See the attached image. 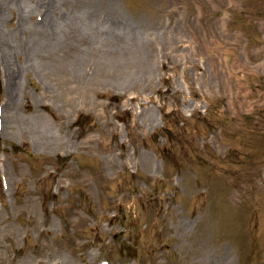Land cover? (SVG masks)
I'll return each instance as SVG.
<instances>
[{
	"label": "rangeland",
	"instance_id": "obj_1",
	"mask_svg": "<svg viewBox=\"0 0 264 264\" xmlns=\"http://www.w3.org/2000/svg\"><path fill=\"white\" fill-rule=\"evenodd\" d=\"M37 3L57 38L28 48ZM0 79V264H264V163L253 222L194 156L264 124V0H0Z\"/></svg>",
	"mask_w": 264,
	"mask_h": 264
},
{
	"label": "bare ground",
	"instance_id": "obj_2",
	"mask_svg": "<svg viewBox=\"0 0 264 264\" xmlns=\"http://www.w3.org/2000/svg\"><path fill=\"white\" fill-rule=\"evenodd\" d=\"M39 10H43V18H42V20H40V21H31V24H32L31 27L36 32H38V36L34 40H31V41H29L26 44V46L28 48H33L35 45H39L42 42H44V40H46L47 42H50V41H52V40L57 38V33H55V32H57V23H59L60 21L58 22V20H51L48 17L49 10H50V4L40 5L39 6ZM90 21H92V20L91 19H86V16H85L81 20H75L74 18H72V19L69 20V24L72 25V24L79 23L81 25L87 26V25H90ZM22 22H23L22 23V25H23L24 21L22 20ZM26 26L30 29L29 24H27ZM94 30L97 31V28L95 27ZM102 31H103V33H105V30H102ZM39 33L43 34L46 37L40 36ZM4 41H6V40H4ZM7 52L9 53V51H7ZM11 93H12V96L8 98L6 104L7 105H12V106H10V107L7 106L8 110H14L16 108L14 105L16 104L15 95H17V94H15L14 90ZM39 101L37 102V105L39 104ZM31 116H32V119L34 118V121H35L36 124L39 123V120L41 119L40 115L32 114ZM16 117H17V115H15L14 113L10 116V118H16ZM49 136L50 137L48 138V140H46V142L49 141V140L54 141V143H60L61 142L60 140H58L56 138V136H54V135H49ZM56 264H59V262L56 263ZM60 264H61V262H60Z\"/></svg>",
	"mask_w": 264,
	"mask_h": 264
}]
</instances>
